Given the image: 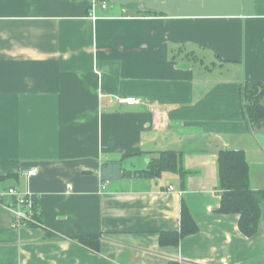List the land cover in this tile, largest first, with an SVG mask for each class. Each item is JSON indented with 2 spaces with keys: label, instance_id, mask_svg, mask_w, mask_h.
<instances>
[{
  "label": "crops",
  "instance_id": "1",
  "mask_svg": "<svg viewBox=\"0 0 264 264\" xmlns=\"http://www.w3.org/2000/svg\"><path fill=\"white\" fill-rule=\"evenodd\" d=\"M246 83L264 84V0H0V264H264V202L251 237L218 212L221 151L264 191ZM165 151L196 173L134 175ZM9 189L36 225L14 226ZM182 207L196 233L161 245Z\"/></svg>",
  "mask_w": 264,
  "mask_h": 264
},
{
  "label": "trees",
  "instance_id": "2",
  "mask_svg": "<svg viewBox=\"0 0 264 264\" xmlns=\"http://www.w3.org/2000/svg\"><path fill=\"white\" fill-rule=\"evenodd\" d=\"M243 112L249 124L254 128H264V84L246 83L242 87ZM181 153L175 151L160 152L152 159L146 169L134 175L146 179L157 178L162 172H176L182 181L195 171L184 170L181 166ZM218 184L220 195L218 212L238 215V228L245 237L253 236L260 223V205L264 202V191H252L248 185V164L242 151H221L217 158ZM129 176L130 173H124ZM36 199H34L35 205ZM197 226L185 207L181 209V226L178 232L162 233L161 245H177L179 241L196 233ZM76 240L94 251H98V236L78 237ZM168 264H178L171 261Z\"/></svg>",
  "mask_w": 264,
  "mask_h": 264
},
{
  "label": "built area",
  "instance_id": "3",
  "mask_svg": "<svg viewBox=\"0 0 264 264\" xmlns=\"http://www.w3.org/2000/svg\"><path fill=\"white\" fill-rule=\"evenodd\" d=\"M101 8L105 9L106 4L102 3ZM108 102L110 104L118 105H136L139 104V99L135 97H109ZM36 174V170H30L27 175L33 176ZM169 190H172V187H168ZM11 196L14 200L13 207H11L13 217H14V226L22 227L27 225H36L35 220V211H34V196L29 193H20L14 189H9L6 193Z\"/></svg>",
  "mask_w": 264,
  "mask_h": 264
}]
</instances>
